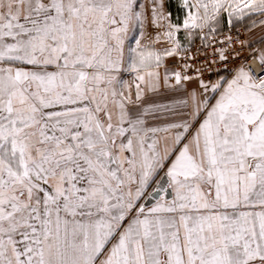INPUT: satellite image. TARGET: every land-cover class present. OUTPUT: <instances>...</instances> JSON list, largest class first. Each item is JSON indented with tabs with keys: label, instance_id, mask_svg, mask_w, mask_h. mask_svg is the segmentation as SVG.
I'll list each match as a JSON object with an SVG mask.
<instances>
[{
	"label": "snow or ice",
	"instance_id": "obj_1",
	"mask_svg": "<svg viewBox=\"0 0 264 264\" xmlns=\"http://www.w3.org/2000/svg\"><path fill=\"white\" fill-rule=\"evenodd\" d=\"M0 264H264V0H0Z\"/></svg>",
	"mask_w": 264,
	"mask_h": 264
}]
</instances>
